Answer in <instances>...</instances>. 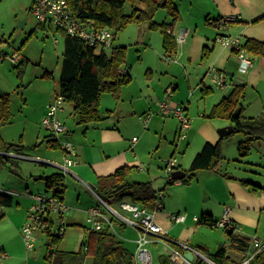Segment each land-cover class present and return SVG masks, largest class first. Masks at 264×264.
Wrapping results in <instances>:
<instances>
[{
	"label": "crops",
	"instance_id": "0c3cea01",
	"mask_svg": "<svg viewBox=\"0 0 264 264\" xmlns=\"http://www.w3.org/2000/svg\"><path fill=\"white\" fill-rule=\"evenodd\" d=\"M207 1V3L201 1L193 3L190 1V6L199 7L200 18L206 20L209 25L207 27L209 28L199 30L197 26L193 29L189 24H180L177 25V27L174 25L171 30V34L174 38L178 37L181 30L184 31V42L181 44L177 43L179 59H177L176 56L175 58L178 63L185 66L192 64L197 66L201 73V79L198 83L194 80L179 91V85L174 84V82L168 83V85L166 83L161 84V86L154 84L153 80L149 77L151 74L150 71L143 80L137 83V86H134L135 84H133L132 78V81L127 86L121 88L117 98L110 94L102 95L99 105H105L106 109L103 114L106 115L102 117V115H100L101 113L98 111L101 120L98 123L89 125H79L74 115L73 107L66 103L68 105L67 108L65 107L66 104H63L62 111L59 113L58 118L64 124L67 131L62 137L65 142L73 145L77 163L69 167L66 174H63L60 169L54 165L62 163L61 151V155L58 157L60 163L54 159L45 161V163L34 161L41 166L51 167L55 169L56 172L63 174L65 186L63 202L70 208L72 213H78L83 218H86L88 209L98 204L96 197L88 190L87 186L94 189L99 177L110 175L121 167L128 166L135 168L137 171H140V179L134 181L130 180L131 182H150L155 191H163L160 209L153 213V218L156 224L166 233V239L178 244L189 245L198 249L204 255L206 247L195 239L198 229L194 227L193 222L197 223V218L202 214H208L212 216L214 221H219L223 217L224 210L228 209L230 221L238 227L236 235L247 238L251 242L252 239L243 234L244 225L249 224L254 226L257 222L258 226L263 218L264 190H259L261 194L258 195L257 193L259 191H253L255 194L252 195L248 187H242L240 181H248L262 188H264V185L258 182L255 183L251 181V179L246 180L234 176L231 173L224 172L220 163L213 171H198L189 184H173L176 187L175 190L172 191L173 196L170 200H164L167 182H165V185L161 182H157L156 175H153L156 174L153 172L155 170H151L154 166L155 155H151L152 158L146 165L143 162V156L150 154L151 151L160 147L162 136L173 137L171 143H173L174 150L171 152L170 157H175L174 154L181 149H179L178 145H174V141H185L186 146L182 149L179 160L175 157L177 159L175 171L186 174L192 160L206 143L216 144L220 139H223V142L227 137L233 134L232 132L228 136L223 138L220 137L217 131L230 126L234 127L233 123L229 120L227 123L223 124L222 122H216L217 119L222 120L225 118L210 117V115L214 107L223 99L230 96L236 85L243 86L244 88L243 95L240 97L241 106L238 107L240 110L239 115L241 114L244 118L264 119V55H254L248 52L252 60V67L243 71L239 66L236 55L232 53L230 49L222 46L216 41L220 35H225L230 37L239 36L242 38L244 44L249 39L264 43V21L256 22L259 18L264 16V0ZM222 17H236L237 20L229 22L226 29L216 28L213 23L214 20ZM211 30L213 33L210 32ZM204 51L207 52V56L202 58ZM161 52L164 55L162 42ZM175 58L174 60H176ZM211 69L224 72L229 77L228 84L222 88H216L210 82L206 84L205 80L209 79L207 73ZM171 76L173 77V75ZM196 77L199 78V76ZM203 89L208 92L205 97L202 95ZM134 91L138 92L136 96V98H138L137 101ZM162 92L164 94H170V97H167L170 106L182 107L185 114L190 119L191 128L187 132L185 140H177L178 121L175 118H160V115L158 116L157 114L158 102L156 100L163 96ZM248 97L249 100L247 101ZM53 99L54 98H50L44 106L41 112V121ZM148 113L154 115L145 123V115ZM119 115L128 117V124L123 126V128L120 125L121 117H119ZM136 134H138L139 137H136ZM55 138L54 136L51 137V139ZM133 138H136L137 141L132 142ZM263 139L264 136L256 142H260ZM41 142L45 143L48 150L50 149L46 138ZM240 143L241 142H239V144ZM0 155L7 157L4 163L0 162V187L14 193L9 197L11 198L10 206H3V209L0 211V220L6 215L14 228L20 232L26 221L27 212L31 205L32 200L30 199V195L34 194L32 193L29 183L25 180L24 173L22 169L19 168L18 162L21 160L27 161L30 160V158L22 152L18 153L13 150L0 153ZM6 164L9 166L10 171L17 174V178L11 179L4 175L5 170L2 166ZM16 168H18V171H14ZM43 170L44 169H41L36 173H29V176L34 177L35 181L37 180L43 183V188L41 186H35L37 190L36 194H44L47 191L45 182L40 179V177L50 176L53 173H45ZM67 176H70L72 179V182H69L70 189L68 183L66 184L65 178ZM191 189L197 194L199 193L198 195H194L196 199H198L197 202L190 203L188 201L186 195L191 194L188 192ZM182 193H184L183 196L185 195L184 200L171 201V199L181 197ZM84 195L93 197L92 202L84 200ZM196 199H191V201ZM14 205H16V208L13 207ZM7 209L9 210L8 213L6 212ZM172 215H181L183 221L180 223H173L170 219ZM194 219H196V221ZM68 225L81 226V223L73 218V221L68 223ZM116 226L119 227L120 234L116 230ZM115 230L116 234H114V236L120 241H123L120 237H122L121 234L124 232L132 234V237L128 241L136 248L135 240L137 235L132 229L116 224ZM258 239H264V235L262 238ZM125 242L126 241H123V244L126 247ZM156 244L158 243H154L153 245ZM171 246L176 250L181 249L177 244H171ZM220 247L225 249L224 256L230 258L232 261L235 260L226 254L227 248L232 249L234 254L239 257L242 256V259L236 261L238 264L243 262L249 252L248 247L246 253L240 255L235 248L229 245L228 240L227 246L221 244L211 254H214ZM134 252L133 258L135 264ZM186 253L188 252H185L184 256ZM163 256L168 257L166 258L168 264H174L166 251ZM0 258L8 257L7 255H2ZM157 261L158 263L156 264H160L161 258H157ZM152 262L155 264L153 257ZM198 264L207 263L199 261Z\"/></svg>",
	"mask_w": 264,
	"mask_h": 264
},
{
	"label": "rangeland",
	"instance_id": "374dc122",
	"mask_svg": "<svg viewBox=\"0 0 264 264\" xmlns=\"http://www.w3.org/2000/svg\"><path fill=\"white\" fill-rule=\"evenodd\" d=\"M190 1L193 3L200 1L204 3L208 2L207 0H175L178 6L179 18L174 25L177 27L180 24H189L193 29L197 26L199 30L209 28L207 27L209 25L206 20L200 18L199 7H191ZM32 3L33 0H3L0 3V91L3 93L0 103H2L4 98H7L9 100L10 112V123L1 128L0 136L5 143L20 146L22 153L30 158L27 161L21 160L18 164L24 173L25 180L30 185L32 193L36 195L37 190L35 186L43 188V183L35 181V178L30 177L29 173H36L41 169H44L45 173L57 172L51 167L41 166L34 162L35 159L43 161L54 159L60 163V159L58 158L61 155L60 150H48L45 143L41 142L52 134L45 130L40 122L44 106L50 98H54L59 93L64 37L55 28L45 27L43 29L39 27L41 24L31 13ZM133 7L131 0H127L122 11L124 14H130ZM138 7L142 8L143 6L138 5ZM153 20L157 23H171L173 21L167 10L161 8L156 10ZM214 24L216 28L219 27L218 22H214ZM210 32L213 33L212 30ZM55 40L57 43H55ZM161 42L160 33L158 31H150L147 22L130 23L116 34L114 46L126 48L125 67L133 78L134 86H137V83L143 80L150 71L149 77L153 80L154 84H158L159 86L174 82V84L179 85V91H181L184 86H187L188 83L194 80L198 83L201 79V73L197 66L194 64L185 66L178 63V52L176 60L166 61L161 52ZM15 54L23 62L19 70L15 68L19 63L11 61V58ZM45 73H49L50 77H44ZM196 76H199V78ZM209 82V79L205 80L206 84ZM134 92L136 93L135 99L137 101L138 98L136 96L138 92ZM162 95L156 100L157 102L170 97V94H164L163 92ZM65 107L68 108V105L66 104ZM98 107L100 115L105 117L106 114H103L106 109L105 105L102 104ZM119 117H121L120 125L123 128V126L128 124V117L125 115H119ZM159 117L161 118V116ZM216 122H222L223 124L227 123L228 120L217 119ZM136 135V137H139L138 134ZM243 140L244 136L242 134L233 133L221 143V152L224 158L221 162L223 171L264 185V139L252 144L246 156H240L237 146ZM59 141L61 143L65 142L62 135L59 136ZM160 141V147L151 151L150 154L143 156V162L145 165L148 164L152 158L151 155H155L154 166L151 170H155L153 172L156 174L153 175H156L157 182L165 185L167 178L164 171V162L170 159V154L174 150L173 143H171L173 137L162 136ZM175 144L178 145L179 149L181 148L180 151L178 150L174 154L179 160L180 153L186 146V142L174 141ZM2 167L5 170L4 175L11 179L17 178V174L10 171L7 164ZM14 171H18V168ZM139 174L140 171L133 169L129 174V180L140 179ZM65 179L70 189L69 182H72V179L70 176H67ZM242 187L244 186L242 185ZM175 188L174 185L167 186L164 200H170L173 196L172 191ZM248 188L252 195L255 194L252 191V186ZM188 192L191 193L186 195L188 201L190 203L197 202L198 199L194 195H198L199 193L197 194L192 189ZM260 192L257 195L261 194ZM183 194L179 198L171 199V201L184 200L185 195L183 196ZM83 199L87 200V202H92L93 197L84 195ZM191 199L196 200L191 201ZM32 204L33 201H31ZM13 207L16 208V205ZM8 209L6 210L7 213L9 212ZM73 218L81 223V226L68 225V223L73 221ZM63 220L65 224L64 233L57 245V250L77 252L81 243L87 239V228L90 227L86 224L85 217L83 218L78 213H72V211ZM193 224L198 229L195 239L200 241L206 247L205 249L208 250H204L205 254L213 253L221 244L228 245V238L223 228L210 229L205 226H198L196 222H193ZM116 230L119 234L121 233L118 226H116ZM243 234L250 239L262 238L264 235V216L258 226L257 222L254 226L249 224L244 225ZM121 235L122 237L120 238L126 241L127 249L133 253L135 246L128 241L132 237V234L124 232ZM45 242L46 237L43 234H37L35 248L28 251L23 244L21 231L18 232L14 228L6 215L0 220V257L2 255H7L8 257L0 258V264H49L45 258L48 254ZM147 249L151 252L155 264L158 263L157 258L165 255V246L162 243L156 245L149 244ZM226 254L235 261L242 259V256L239 257L234 254V251L230 248H227ZM84 264H91V258L86 257Z\"/></svg>",
	"mask_w": 264,
	"mask_h": 264
},
{
	"label": "trees",
	"instance_id": "16d2710c",
	"mask_svg": "<svg viewBox=\"0 0 264 264\" xmlns=\"http://www.w3.org/2000/svg\"><path fill=\"white\" fill-rule=\"evenodd\" d=\"M3 0H0V3ZM73 14L80 20H92L97 28H109L114 34L113 44L109 50L89 47L82 40L65 35L62 53L61 71L59 80L58 96L62 97L64 103L73 107L74 115L79 125L98 123L101 118L98 113V105L103 94L118 97L122 87L132 81L129 70L125 67V47H115L116 34L130 23L147 22L150 31H158L162 37V49L164 56L174 58L178 47L176 38L171 34L174 23L179 14L175 0H131L132 12L124 14L122 9L127 0H67ZM138 5H142L139 8ZM167 10L172 18L171 23H157L153 20L158 9ZM218 18L214 22L222 20ZM264 21V16L256 22ZM213 22V23H214ZM40 28H45L41 24ZM247 52L254 55H264V43L249 39L244 44ZM207 56L204 51L202 58ZM19 67L23 64L20 60ZM44 77H50L45 73ZM243 86L236 85L228 98L223 99L213 108L210 117L225 118L233 123V133H240L244 140L238 145L240 156H246L252 143L264 136V119L244 118L241 114L234 116V111L241 106L240 97L243 95ZM208 92L203 89L205 97ZM10 123L9 100L4 98L0 103V130ZM47 138V144L52 150L59 149L57 139ZM220 139L216 144L206 143L201 151L196 154L185 178L176 182L167 180V186L175 183L189 184L198 171H213L224 159L221 152ZM21 153L20 146L5 143L0 136V153L10 150ZM7 157L0 155V162L4 163ZM135 169L124 166L114 173L99 177L94 186L95 194L109 205H115L120 201H129L140 208L155 212L156 194L163 191H155L150 182H131L129 174ZM226 176V175H224ZM45 182L47 191L60 201H63L65 191L64 176L62 173H53L50 176L40 177ZM245 187H251L252 191L264 190V188L248 181H240ZM161 203V202H160ZM4 207H9L11 198H3ZM218 221L212 216L202 214L197 218V225L208 228H216ZM86 228V227H85ZM88 237L83 241L77 252H64L57 250L61 235L47 234L45 246L48 248L46 259L49 264H84L85 258H91V264H134L133 253L117 239L113 233L104 229L96 232L87 228ZM228 236L229 245L235 248L240 255H244L250 245V240L236 235V233L224 230ZM178 248V247H177ZM225 249L220 247L214 254H205L216 264H238L224 256ZM160 264H168L167 256H160ZM242 263V262H241ZM240 263V264H241ZM248 264H264V247Z\"/></svg>",
	"mask_w": 264,
	"mask_h": 264
},
{
	"label": "built area",
	"instance_id": "2783aa9c",
	"mask_svg": "<svg viewBox=\"0 0 264 264\" xmlns=\"http://www.w3.org/2000/svg\"><path fill=\"white\" fill-rule=\"evenodd\" d=\"M31 13L36 20L45 27L55 28L57 31L63 32L65 35L76 37L82 40L89 47L108 50L113 44L114 34L109 28H97L92 20H80L74 14L67 0H33ZM236 17H226L218 21V28H227L229 22L236 21ZM185 40L184 31L181 30L176 38L178 44ZM219 44L230 49L237 57L241 70L246 71L252 67V60L249 53L244 47V43L239 36L220 35L217 40ZM55 43L57 41L55 40ZM166 61L174 58L164 56ZM11 61L18 63L20 58L15 54ZM210 83L216 88H222L229 82V77L222 71L211 69L207 73ZM64 101L62 97L56 95L52 103L48 106L46 114L41 121L45 130L49 131L57 139L59 150L62 152V163L54 164L63 174L68 172V168L77 163L73 145L68 142L61 143L59 136L66 133V127L58 118L62 111ZM157 114L161 117H172L178 121V140H185L187 132L191 128V122L185 114L182 107L170 106L167 98L157 104ZM154 114L145 115L146 123ZM137 139L133 138L132 142ZM36 162H44L36 160ZM53 164V163H50ZM164 171L167 180H173L172 174L176 170L177 159L170 157L164 163ZM179 182V181H176ZM88 190L96 197L98 204L87 210L86 224L91 230L100 232L104 229L116 234L115 225L119 224L131 228L137 235L135 244V264H153L151 252L147 246L154 243H162L165 246L166 253L170 256L174 264H198L199 261L207 264H215L209 260L198 249L186 244H178L174 241L166 239V233L156 224L153 213L144 208L123 200L114 206L107 204L98 197L94 189L87 186ZM14 193L4 190L0 187V211L3 209L2 200L10 197ZM163 193L156 194L155 207L156 211L160 209ZM33 204L28 210L26 221L22 227V241L26 250L35 248L36 235L47 234L61 235L64 232L65 224L63 218L70 212V208L51 193L30 195ZM173 223L183 221L181 215H172L170 217ZM196 221V219H194ZM216 227L237 233L238 227L230 221L229 210L225 209L221 220ZM171 244H177L181 248L176 250ZM264 247V239L253 238L250 242L249 252L241 264H248ZM188 252L192 255L189 260L184 256Z\"/></svg>",
	"mask_w": 264,
	"mask_h": 264
},
{
	"label": "water",
	"instance_id": "95a60500",
	"mask_svg": "<svg viewBox=\"0 0 264 264\" xmlns=\"http://www.w3.org/2000/svg\"><path fill=\"white\" fill-rule=\"evenodd\" d=\"M2 96H3V93H2V91H0V99L2 98ZM239 111H240L239 108L235 110V112H234V116H235V117H238V116H239ZM233 131H234L233 127L230 126V127H227V128L219 129V130L217 131V133H218V135H219L220 137L223 138V137H225V136L230 135ZM184 177H185V173L180 172V171H175V172L172 174V179H173L174 181H180V180H182ZM185 256H186L189 260L192 259V255H191L190 253H186Z\"/></svg>",
	"mask_w": 264,
	"mask_h": 264
}]
</instances>
